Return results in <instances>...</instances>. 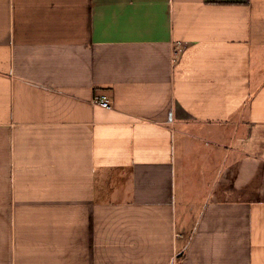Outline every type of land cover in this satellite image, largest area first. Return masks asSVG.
<instances>
[{"label":"crops","instance_id":"obj_1","mask_svg":"<svg viewBox=\"0 0 264 264\" xmlns=\"http://www.w3.org/2000/svg\"><path fill=\"white\" fill-rule=\"evenodd\" d=\"M175 260L264 264V0H0V264Z\"/></svg>","mask_w":264,"mask_h":264},{"label":"built area","instance_id":"obj_2","mask_svg":"<svg viewBox=\"0 0 264 264\" xmlns=\"http://www.w3.org/2000/svg\"><path fill=\"white\" fill-rule=\"evenodd\" d=\"M95 103L103 108L110 109L112 108L109 98L105 94H99L95 97ZM174 264H181L180 260H175Z\"/></svg>","mask_w":264,"mask_h":264}]
</instances>
